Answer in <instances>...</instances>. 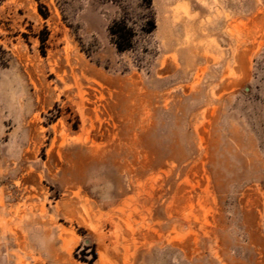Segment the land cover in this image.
I'll return each mask as SVG.
<instances>
[{
    "label": "rangeland",
    "instance_id": "rangeland-1",
    "mask_svg": "<svg viewBox=\"0 0 264 264\" xmlns=\"http://www.w3.org/2000/svg\"><path fill=\"white\" fill-rule=\"evenodd\" d=\"M0 45V264H264V0H1Z\"/></svg>",
    "mask_w": 264,
    "mask_h": 264
},
{
    "label": "trees",
    "instance_id": "trees-1",
    "mask_svg": "<svg viewBox=\"0 0 264 264\" xmlns=\"http://www.w3.org/2000/svg\"><path fill=\"white\" fill-rule=\"evenodd\" d=\"M125 24V21L116 22L111 28V33L116 37V44L119 50L129 49L132 45V35L131 32H129V30L126 28Z\"/></svg>",
    "mask_w": 264,
    "mask_h": 264
}]
</instances>
